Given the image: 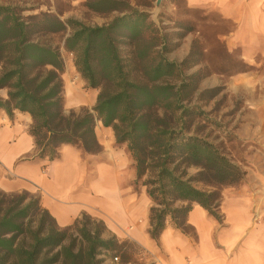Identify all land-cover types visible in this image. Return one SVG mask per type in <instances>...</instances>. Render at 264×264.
<instances>
[{
    "label": "trees",
    "instance_id": "16d2710c",
    "mask_svg": "<svg viewBox=\"0 0 264 264\" xmlns=\"http://www.w3.org/2000/svg\"><path fill=\"white\" fill-rule=\"evenodd\" d=\"M85 5L118 14L106 24L87 25L47 12L23 16L17 7L0 4V89L6 90L0 109L9 117L14 110L30 115L35 156L48 160L58 157L61 144L99 152L96 122L110 127L133 158L135 187L144 186L152 202L149 236L157 240L169 217L175 228L195 238L186 218L192 204L222 223L218 187L241 182L246 170L188 130L185 117L195 111L186 103L197 86L186 80L182 61L167 58L166 40L148 32V14L123 0H86ZM68 28L63 47L73 54L86 86L99 91L91 109L66 113L64 60L39 36ZM121 45L129 47L127 54ZM106 230L85 213L61 229L38 196L0 191V264H101L97 255L118 247L115 236H104Z\"/></svg>",
    "mask_w": 264,
    "mask_h": 264
},
{
    "label": "crops",
    "instance_id": "0c3cea01",
    "mask_svg": "<svg viewBox=\"0 0 264 264\" xmlns=\"http://www.w3.org/2000/svg\"><path fill=\"white\" fill-rule=\"evenodd\" d=\"M186 1L233 22V30L223 35L226 47L239 48L248 63L264 62V0ZM91 90L95 101L97 92ZM79 98L65 101L74 106ZM30 124L27 112L14 110L9 117L0 109V190L35 194L57 227L71 225L83 213L90 215L119 242L139 245L149 257L147 264H264V175L255 195L237 190L223 196L222 223L193 203L186 218L195 238L175 228L168 217L155 240L148 233L152 202L145 190L136 189L133 158L126 143L115 141L110 127L96 122L99 152L61 144L58 157L48 160L35 156Z\"/></svg>",
    "mask_w": 264,
    "mask_h": 264
},
{
    "label": "rangeland",
    "instance_id": "374dc122",
    "mask_svg": "<svg viewBox=\"0 0 264 264\" xmlns=\"http://www.w3.org/2000/svg\"><path fill=\"white\" fill-rule=\"evenodd\" d=\"M123 1L148 14L147 20L152 22L148 32L158 34L166 40L167 48H171L166 53L167 58L175 62L182 61L186 80L197 86V92L191 94V100L186 103L196 112L185 117L188 130L213 142L231 161L246 170V176L241 182L218 187L222 198L237 190L255 195L253 191L260 187V176L264 175L263 60L248 63L239 48L229 50L226 47L223 35L232 31L234 26L233 22L222 18L217 11L190 7L186 0H161L158 5L156 0ZM85 2L86 0H0V4L17 7L23 16L47 12L61 20L73 18L87 25L106 24L118 14L91 11ZM68 30L69 28L65 32L39 36L40 40L58 48L64 60L62 80L66 113L70 110L78 112L83 107L91 109L95 103L93 91L75 70L73 54L63 47ZM121 47L123 54L130 50L125 45ZM166 80L178 82L174 78ZM94 90L97 93L99 91L96 88ZM0 96L6 97L5 89H0ZM73 97H80L81 102L74 106L69 105L70 103L67 105L65 98L69 100ZM195 171L193 167L189 169L191 174ZM194 184L199 188H211L202 183ZM136 186L137 190H145L140 183ZM255 201L261 203V200ZM104 232L105 237L114 236L108 230ZM97 258L101 260V264H147L149 257L135 242L124 240L118 241L116 250H104Z\"/></svg>",
    "mask_w": 264,
    "mask_h": 264
},
{
    "label": "water",
    "instance_id": "95a60500",
    "mask_svg": "<svg viewBox=\"0 0 264 264\" xmlns=\"http://www.w3.org/2000/svg\"><path fill=\"white\" fill-rule=\"evenodd\" d=\"M161 0H156V4L158 5V3L160 2Z\"/></svg>",
    "mask_w": 264,
    "mask_h": 264
},
{
    "label": "built area",
    "instance_id": "2783aa9c",
    "mask_svg": "<svg viewBox=\"0 0 264 264\" xmlns=\"http://www.w3.org/2000/svg\"><path fill=\"white\" fill-rule=\"evenodd\" d=\"M116 258V257H115Z\"/></svg>",
    "mask_w": 264,
    "mask_h": 264
}]
</instances>
